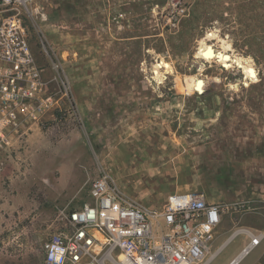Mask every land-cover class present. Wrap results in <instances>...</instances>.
I'll return each mask as SVG.
<instances>
[{
  "label": "rangeland",
  "instance_id": "obj_1",
  "mask_svg": "<svg viewBox=\"0 0 264 264\" xmlns=\"http://www.w3.org/2000/svg\"><path fill=\"white\" fill-rule=\"evenodd\" d=\"M27 8L49 89L59 77L69 88L0 171V264H42L58 209L88 200L102 171L147 205L197 190L225 206L213 249L235 230L264 235V0H29ZM203 42L248 62L256 77L204 60ZM247 241L237 234L209 264H227ZM238 264H264V236Z\"/></svg>",
  "mask_w": 264,
  "mask_h": 264
},
{
  "label": "built area",
  "instance_id": "obj_2",
  "mask_svg": "<svg viewBox=\"0 0 264 264\" xmlns=\"http://www.w3.org/2000/svg\"><path fill=\"white\" fill-rule=\"evenodd\" d=\"M28 2L0 0V171L13 159L15 145L27 141L31 127L60 110L62 96H68L67 79L59 77L58 90H50L36 64L23 22ZM184 11L177 7L178 14ZM224 210L197 190L147 205L102 171L90 182L88 200L58 209L42 244V264H209L237 235L212 248ZM235 231L248 241L227 264H238L264 236Z\"/></svg>",
  "mask_w": 264,
  "mask_h": 264
},
{
  "label": "bare ground",
  "instance_id": "obj_3",
  "mask_svg": "<svg viewBox=\"0 0 264 264\" xmlns=\"http://www.w3.org/2000/svg\"><path fill=\"white\" fill-rule=\"evenodd\" d=\"M198 54L202 58H205L206 61H210L213 58H215L217 60V62H219V64L223 65L227 69L232 68L233 67L232 64L234 63V65H236L235 67H241L244 70L245 75L249 76L252 79L256 77L255 70L253 69V67L250 64H248V62H245L241 58H233L229 54H227L225 51L224 52H222V51L216 52L212 49L211 46H209L205 42L202 43ZM172 71H173V69L169 67L166 72H172ZM153 74H154L155 78L156 77L161 78L164 73L162 74V72L159 70V66H156L155 69L153 70ZM196 81H197V79L195 78L193 85L200 92L201 91V85L203 84V81H201V80L200 81L198 80V82H196ZM235 234H238V231H234L232 233V236H234ZM230 238H232V237H230Z\"/></svg>",
  "mask_w": 264,
  "mask_h": 264
},
{
  "label": "flooded vegetation",
  "instance_id": "obj_4",
  "mask_svg": "<svg viewBox=\"0 0 264 264\" xmlns=\"http://www.w3.org/2000/svg\"><path fill=\"white\" fill-rule=\"evenodd\" d=\"M205 60V58H203ZM193 89H196L195 86L193 85ZM203 89V84L201 85V90ZM197 90V89H196ZM198 91V90H197Z\"/></svg>",
  "mask_w": 264,
  "mask_h": 264
}]
</instances>
